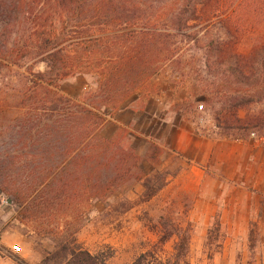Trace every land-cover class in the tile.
<instances>
[{
	"label": "rangeland",
	"instance_id": "obj_1",
	"mask_svg": "<svg viewBox=\"0 0 264 264\" xmlns=\"http://www.w3.org/2000/svg\"><path fill=\"white\" fill-rule=\"evenodd\" d=\"M89 23L92 27L93 21ZM56 27L65 37H77L87 23L63 25L59 21ZM204 41L198 46L194 40L187 44L184 49L191 47L184 54L183 68L166 65L159 74L167 75L177 86H187L193 109L203 106L199 113H204L200 117L208 129H221L224 135L241 139L264 137V128L233 131L219 127L221 102L205 85L214 77L220 79L214 69L223 67L206 68ZM249 43L240 49L246 50ZM20 47L23 52L15 57V64L5 62L0 69V264H51L43 263L47 255L56 251L57 244L70 242L75 229L79 246L92 255L107 257V264H131L145 251H155L178 264H264V229L250 225L225 230L214 214L209 215L204 229L205 223L191 216L196 212L193 199H169L162 207L152 201L150 197L159 184L152 176L143 182V198L108 199L116 192L130 190L141 173L150 169L145 158L124 149L128 142L118 134L105 140L101 129L111 124L119 108L135 90L147 87L152 77L139 81L126 94L121 89L108 93L100 88L98 70L92 68L88 75L77 74L62 81L54 78L49 92L38 77L44 73L45 63L34 56L37 50L23 43ZM67 55L76 57L73 52ZM71 60L73 63L63 58L57 65H77L76 59ZM263 107L252 106L238 115L244 118ZM86 133L91 135L88 143L81 138ZM95 196L98 199H93ZM140 204L145 206L136 216L139 228L128 240L129 246L121 245L123 240L115 233L121 225L117 210ZM105 205L110 211L97 214L95 206ZM104 219L109 230L103 229ZM89 225L93 230L87 228Z\"/></svg>",
	"mask_w": 264,
	"mask_h": 264
},
{
	"label": "trees",
	"instance_id": "obj_2",
	"mask_svg": "<svg viewBox=\"0 0 264 264\" xmlns=\"http://www.w3.org/2000/svg\"><path fill=\"white\" fill-rule=\"evenodd\" d=\"M0 18V69L5 62L15 64L23 43L37 50L34 56L45 63V71L38 77L49 92L54 78L62 81L88 75L96 68L101 89L108 93L121 89L126 94L166 65L183 68L184 54L191 47L184 49L187 44L194 40L198 46L205 40L204 65L223 67L214 69L220 79L214 77L205 85L221 102L219 127L233 131L264 128V107L244 118L238 115L264 105V0H0ZM59 21L63 25L84 21L87 28L77 37H65L63 30L58 33ZM246 41L251 43L241 50ZM71 52L75 58L67 55ZM66 57L72 63L76 59L78 67H59L57 63ZM199 80L205 82L202 77ZM90 137L86 133L81 138L88 143ZM39 215L36 212L38 220ZM77 232L70 234V242L57 244L43 263L107 264V257L92 255L79 246ZM131 264L178 262L145 251Z\"/></svg>",
	"mask_w": 264,
	"mask_h": 264
},
{
	"label": "crops",
	"instance_id": "obj_3",
	"mask_svg": "<svg viewBox=\"0 0 264 264\" xmlns=\"http://www.w3.org/2000/svg\"><path fill=\"white\" fill-rule=\"evenodd\" d=\"M148 82L135 90L101 133L105 140L118 134L129 143L124 149L145 158L150 170L141 173L130 190L108 199L143 198V182L152 176L159 183L152 201L162 207L169 199H193L196 212L191 216L205 223L204 229L210 214L225 230L250 225L264 229V137L241 139L224 135L221 129H208L200 117L204 113L193 109L186 85L177 86L162 74ZM144 206L117 210L121 225L115 233L123 240L121 245L131 244L128 240L139 228L136 216ZM95 211L100 215L110 210L105 205L95 206ZM103 222V229L109 230L108 220ZM87 228L93 230L92 225Z\"/></svg>",
	"mask_w": 264,
	"mask_h": 264
},
{
	"label": "built area",
	"instance_id": "obj_4",
	"mask_svg": "<svg viewBox=\"0 0 264 264\" xmlns=\"http://www.w3.org/2000/svg\"><path fill=\"white\" fill-rule=\"evenodd\" d=\"M197 111L198 112H201V111H203V106L202 105H198V107H197ZM252 136H254V135H252ZM13 250H15L16 252H19V247H17V246H14L13 247Z\"/></svg>",
	"mask_w": 264,
	"mask_h": 264
}]
</instances>
